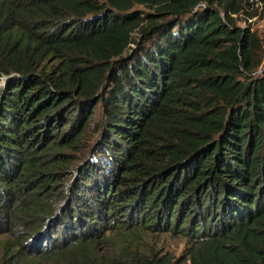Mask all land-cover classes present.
<instances>
[{"label":"trees","instance_id":"obj_1","mask_svg":"<svg viewBox=\"0 0 264 264\" xmlns=\"http://www.w3.org/2000/svg\"><path fill=\"white\" fill-rule=\"evenodd\" d=\"M255 4L0 0V264H264Z\"/></svg>","mask_w":264,"mask_h":264},{"label":"rangeland","instance_id":"obj_2","mask_svg":"<svg viewBox=\"0 0 264 264\" xmlns=\"http://www.w3.org/2000/svg\"><path fill=\"white\" fill-rule=\"evenodd\" d=\"M134 10H141L143 12H149V8L144 5H136L133 8ZM250 10L255 16L251 18L249 21H244L246 16H241L238 19V24L241 26L250 25L252 31H256L257 33L263 36L264 34V7L260 4L253 5ZM135 37H140L139 34H136ZM132 48L135 47V44H132ZM130 52V51H129ZM258 54H260L261 63L259 65L258 70L253 73V76L260 77L264 74V39L262 43V48L259 49ZM0 79V85H1ZM96 114L93 120V123L89 127V132L86 138L82 140V150L88 148L91 143L97 139L98 135L101 133V127L105 124V114L102 109V104L100 103L96 108ZM137 240H139L143 245L152 247L154 249L160 250L161 252L168 251L175 257L179 258L184 255L186 251V247L189 245V237L185 236V234L175 235L170 231L163 232H154L151 229H146L143 231L137 232Z\"/></svg>","mask_w":264,"mask_h":264},{"label":"built area","instance_id":"obj_3","mask_svg":"<svg viewBox=\"0 0 264 264\" xmlns=\"http://www.w3.org/2000/svg\"><path fill=\"white\" fill-rule=\"evenodd\" d=\"M5 84V81H4V79L1 81V85H0V87L1 86H3Z\"/></svg>","mask_w":264,"mask_h":264},{"label":"bare ground","instance_id":"obj_4","mask_svg":"<svg viewBox=\"0 0 264 264\" xmlns=\"http://www.w3.org/2000/svg\"><path fill=\"white\" fill-rule=\"evenodd\" d=\"M5 81V80H4Z\"/></svg>","mask_w":264,"mask_h":264}]
</instances>
